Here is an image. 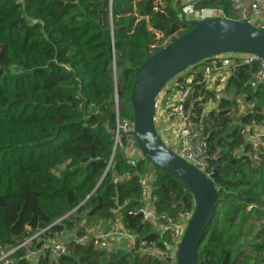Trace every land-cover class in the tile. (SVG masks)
Here are the masks:
<instances>
[{"label": "trees", "instance_id": "trees-1", "mask_svg": "<svg viewBox=\"0 0 264 264\" xmlns=\"http://www.w3.org/2000/svg\"><path fill=\"white\" fill-rule=\"evenodd\" d=\"M177 2L111 0L109 8V0H0V249L42 229L44 238L73 229L83 235L84 222L95 215L114 219L110 208L119 209L131 233L166 249L170 229H154L140 213L141 178L154 175L151 194L163 223L164 217L177 220L192 212L190 191L145 158L130 166L121 151L106 168L116 110L133 118L135 69L192 27ZM194 7H218L231 17L229 0H197ZM230 59L225 96L206 114L212 96L204 87L202 66L211 70L224 60L215 65L204 60L179 79L190 88L185 105L208 143V168L216 169V210L198 249V264H252V248L263 251L264 264V223L253 232L264 220V153H257L241 133L243 127L263 122L264 92L248 84L254 64ZM241 95L247 101L257 98L262 108L239 115L236 99ZM138 243L112 251L71 243L68 254L40 255L28 262L26 253L40 245L32 240L12 257L16 264H174L140 254Z\"/></svg>", "mask_w": 264, "mask_h": 264}, {"label": "built area", "instance_id": "built-area-1", "mask_svg": "<svg viewBox=\"0 0 264 264\" xmlns=\"http://www.w3.org/2000/svg\"><path fill=\"white\" fill-rule=\"evenodd\" d=\"M188 1L190 16L185 17L187 20H200L209 17H226L222 10L218 7L195 8L194 4L197 0ZM229 2L231 6V17L226 18L246 22L264 30V0H229ZM110 7L111 0H109V8ZM184 11L186 12V8ZM185 12H181V14L186 15ZM222 55L216 57H220ZM229 55L231 57L238 58L242 63L250 65L254 64L256 66L254 76L248 84L253 89L261 87L264 92V57L254 54L240 53H231ZM225 61L227 60L225 59L223 61L222 66H220L219 69L224 66H229L232 60L230 59V61H227L228 63H225ZM184 75V73H181L178 77L172 79L158 94L155 104V126L157 121H159V117L163 115L168 118V120L173 119L174 122L171 127V135L160 138L164 144L173 150L180 158L197 166L206 175H209L214 168H208L206 161V158L208 157V143L205 139L206 137L203 133L202 126L193 119V115H191L189 109L185 105L190 88H184L180 85L179 79ZM207 78L209 77L206 72L203 81L205 83V89L209 91V88L206 86ZM238 99L240 101L246 100L245 95L239 96ZM251 109L248 110V112L251 111ZM117 112L118 111L116 110L115 123L109 129L113 146L111 157L106 169L111 166L114 155L117 151L125 153L127 163L133 167L136 166L139 160L144 158L131 134L134 126L133 119L120 116ZM260 125L261 129L257 133L255 132L254 134H250L245 127L241 129V133L245 136L246 140L252 144L253 149L257 153H264V140L262 139V136H264V120ZM252 136L256 141H253ZM253 159L258 160V154H254ZM128 175L129 173L124 174V176ZM153 180V174L152 176L144 174L141 178L140 199L143 202V205L141 206L140 213L142 214L143 219L148 220L153 224L154 228L157 227L160 230L170 229L171 238L170 242L166 246V249H161L157 245L156 240L141 239L138 234L131 233L122 222H115V219H111V222H109L106 229H99L98 231H92L91 233L87 232L80 236L73 234L70 238H66V231L56 234L53 238H44L41 234L45 230L42 229L23 242L8 247V252H4V247H2L0 249V264H16L12 255L17 249L22 246H26V244L30 243L32 240H36V243L38 242L40 245L35 250L28 251L26 253L25 258L28 262H33V260L40 255L47 256L49 258H57L68 254L71 243L90 245L94 250L112 251L108 249L110 241H116L122 244L126 239L131 241L132 247L135 245L136 241L139 242L140 254H152L160 257L161 259H170L174 262V253L177 244L182 237L187 218L184 220L182 217L181 219L174 220L170 217H164L165 223L159 220L155 209L156 197L151 194ZM127 201L125 200L123 205H125ZM118 210V208H110V212L115 216Z\"/></svg>", "mask_w": 264, "mask_h": 264}, {"label": "water", "instance_id": "water-1", "mask_svg": "<svg viewBox=\"0 0 264 264\" xmlns=\"http://www.w3.org/2000/svg\"><path fill=\"white\" fill-rule=\"evenodd\" d=\"M181 16L192 27L135 69L130 93L134 122L131 134L147 162L177 176L192 194L193 210L177 244L174 264H198V249L216 210V169L206 175L164 144L154 122L156 98L168 82L204 60L231 53L264 57V30L226 17L187 20L184 14Z\"/></svg>", "mask_w": 264, "mask_h": 264}, {"label": "rangeland", "instance_id": "rangeland-1", "mask_svg": "<svg viewBox=\"0 0 264 264\" xmlns=\"http://www.w3.org/2000/svg\"><path fill=\"white\" fill-rule=\"evenodd\" d=\"M177 4L178 5H180L181 6V8H180V10H181V12H185L184 10H185V8H186V15H185V17H189L190 16V14H189V12H190V8L188 7L189 6V1L188 0H178V2H177ZM156 34H157V36L158 37H160V38H162V33L161 32H156ZM174 35H172V36H168V37H166L165 39H164V42L163 43H165V42H167V41H169L172 37H173ZM231 56L229 55V54H225V55H222V56H220V57H216V58H212L211 59V64H213V65H215L218 61H221V60H227V61H230V58ZM227 61H225V63H228ZM202 67H204V70L208 73V77H210V79L208 80V85H209V82H210V80H211V78H214L213 80H216V78H217V83H220V80L223 78V77H225V78H227V76H228V70L226 69L228 66H224L223 68H220L219 69V67L218 66H216V67H214L213 69L211 68V70H210V66L209 65H203ZM185 73V72H184ZM187 74V72L185 73V75ZM244 102H247L248 103V105L249 106H244V107H241V108H239V110H238V114H244V113H247L248 112V110L250 109V107H252V99L250 100V101H247V100H245ZM212 105L209 103V104H206V106H205V111H204V114H206L207 113V109L208 108H210V109H212V107H211ZM255 107V106H254ZM245 128H246V130H248V132L250 133V134H252V127H250V126H245ZM124 155H125V157H126V154L124 153ZM113 162V161H112ZM108 169H106V171H107ZM100 181H101V179H100ZM100 181H98V184H99V182ZM98 184H97V186H98ZM96 186V187H97ZM94 190H95V188H94ZM94 190H93V192H94ZM92 192V193H93ZM75 210H72L70 213H69V215H71L73 212H74ZM91 213H93V215H95V213L92 211ZM68 215V216H69ZM85 217H87V215L85 214L84 215ZM188 216H189V214H185L184 216H183V219L185 220L186 218H188ZM116 218H117V220H115V222H122V215H121V212L120 211H118L117 213H116V216H115ZM114 217V218H115ZM85 221V219L83 220V222ZM103 221H106L105 219H102L100 216H98V215H95L89 222H87V223H85L84 222V224H85V228H86V230H87V232H89V230H91L92 228H94L95 229V227H97V226H99V224H100V222H103ZM264 223V220H260L259 221V223H257V227H255L254 228V234H255V232L262 226V224ZM102 228L103 229H106L107 228V225L106 224H102ZM154 229H158L157 227H155ZM75 231H76V229H73V230H70V231H66L65 232V235H67V237L66 238H70L73 234H75ZM254 242H255V240L254 239H252V246H253V244H254ZM31 244L30 243H27L26 244V246H30ZM8 249L6 248V247H4L3 248V251L4 252H8L7 251ZM164 252H166V251H164ZM250 254H252V257H255L256 259L255 260H253L252 261V264H254V262H256L257 264H261V256H262V254H263V251H255V250H253V248H252V252L250 253Z\"/></svg>", "mask_w": 264, "mask_h": 264}, {"label": "crops", "instance_id": "crops-1", "mask_svg": "<svg viewBox=\"0 0 264 264\" xmlns=\"http://www.w3.org/2000/svg\"><path fill=\"white\" fill-rule=\"evenodd\" d=\"M209 79H210V77L206 79V86L209 88L208 89L209 91H207V90L206 91L208 94H210L212 96V99H210L207 104L210 103L212 105L211 107L215 108L216 107V101L215 100H217L218 98H220L222 96H225V93L223 92V88H224V85H225L227 78L223 77L220 80V82H221L220 84H217V78H216V80H213L214 78H211L209 85H208ZM236 101H237L238 110L241 107L249 106L247 102L240 101L238 98L236 99ZM254 106L262 108V105L257 98L252 99V107H250V109L251 108L253 109ZM204 109H205V107H204ZM207 110L209 111L210 108H208ZM239 115H241V114H239ZM173 122H174L173 119L168 120V118H166L164 115L159 117V121H157L156 126H157L158 133H159L160 137H165V136L171 135V127L173 125ZM260 129H261L260 124H253L252 125V134H254L255 132L257 133ZM252 139H253V136H252ZM253 141H256V140L253 139ZM257 143H259V142H257ZM241 153H242V150L238 149L237 154L239 155ZM147 174L152 176L151 173H147ZM114 219L117 220V218H114ZM109 222H111V219L107 218L106 221L100 222L99 226L95 227V229L92 228L91 230H89V232L91 233L92 231H98L99 229H103L102 228L103 223L106 224L108 227ZM129 248L130 249L132 248V243H131V241H128L127 239L124 240L122 244H120L119 242H116V241H110L109 246H108L109 250H115V249H124L125 250V249H129Z\"/></svg>", "mask_w": 264, "mask_h": 264}]
</instances>
